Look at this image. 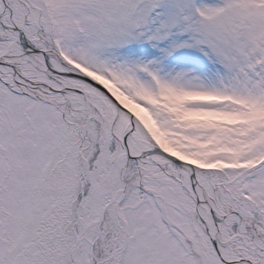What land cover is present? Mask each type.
I'll return each instance as SVG.
<instances>
[{
    "label": "snow or ice",
    "instance_id": "1",
    "mask_svg": "<svg viewBox=\"0 0 264 264\" xmlns=\"http://www.w3.org/2000/svg\"><path fill=\"white\" fill-rule=\"evenodd\" d=\"M0 264H264V0H0Z\"/></svg>",
    "mask_w": 264,
    "mask_h": 264
}]
</instances>
